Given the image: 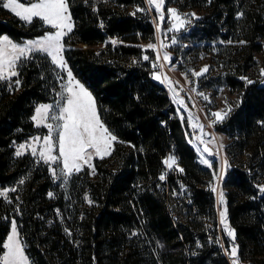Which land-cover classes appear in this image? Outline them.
Instances as JSON below:
<instances>
[{"label":"trees","instance_id":"16d2710c","mask_svg":"<svg viewBox=\"0 0 264 264\" xmlns=\"http://www.w3.org/2000/svg\"><path fill=\"white\" fill-rule=\"evenodd\" d=\"M167 2L201 13L183 42L222 50L224 69L205 84L238 96L217 127L229 157L222 193L239 259L264 264V0ZM68 5L73 30L63 39L64 59L117 141L94 161V173L84 166L62 187L43 162L16 155L39 131L36 107L58 97V68L32 54L16 78L0 81V191H7V199L0 196V245L15 220L30 264H230L215 193L205 188L216 163L200 165L186 120L154 78L157 57L147 45L155 44V28L145 0ZM47 30L37 18L27 23L0 7V37L21 43ZM170 156L171 168L164 163Z\"/></svg>","mask_w":264,"mask_h":264},{"label":"snow or ice","instance_id":"6c2138e0","mask_svg":"<svg viewBox=\"0 0 264 264\" xmlns=\"http://www.w3.org/2000/svg\"><path fill=\"white\" fill-rule=\"evenodd\" d=\"M85 2L87 3V0ZM163 3L164 0H148L149 6L154 5L156 11L160 12L159 19L161 21L164 20L161 12ZM0 7L9 9L16 17L27 23H32L34 18H38L43 24L55 30L46 32L44 36L27 41L23 45L13 43L7 36L0 37V81L11 80L12 77L18 76L15 70L17 61L35 52L46 53L47 56L51 57L52 64L67 70L66 61L62 55L64 51L63 38L73 30L68 0H29L27 6L20 3L19 0H7V2L0 0ZM137 11H145V9L138 8ZM168 12L181 26L184 24V18L180 17L175 9H168ZM173 29L179 30L175 24ZM157 30H159V27ZM175 42L173 39L172 43ZM112 43H116V41H112ZM239 43L243 44L245 41H239ZM161 47H165V45L162 43ZM147 48L155 49L156 45L149 44ZM143 59L148 60L149 57L145 55ZM159 59V55H157V62L153 63V68L163 67V65H158ZM163 59L170 62L167 54L164 55ZM208 68L209 66L205 65L199 72L192 70L191 74L200 77L208 71ZM261 75H264V69H261ZM67 77V83L62 84V90L57 93L60 100L54 105H40L36 108L35 115L32 117L38 126L43 124L48 129V134L42 138L38 159L46 164H55L60 168V177L65 182L74 172H81L85 165L92 167L91 161L94 156L103 159L106 155H110L113 142L117 140V137L109 131L100 119L92 94L82 84L75 81L71 70H67ZM154 78L160 79L155 74ZM185 78H187V74H185ZM241 79L247 80L246 77ZM14 83L19 87V80L14 81ZM247 83H252V81L247 80ZM200 95L203 94L200 93ZM204 99L208 98L205 96ZM212 115L217 119H221L220 112L212 113ZM49 119L52 123H46ZM53 133H55V136H53ZM40 142L41 137L33 138L34 144ZM28 147L31 148V154L36 156L37 148L32 145ZM24 148L25 145H20L16 155L21 156ZM54 149H58L55 155L53 154ZM204 151H208L207 147ZM164 163L171 168L175 160L170 156ZM204 163L208 164V161H204ZM224 163L227 165V161ZM208 166L211 167L212 165L208 164ZM180 171H183V169H180ZM52 175L54 177L57 175L55 168H52ZM160 179L164 180L165 177L161 175ZM23 182V180L20 181V183ZM258 189L260 192H264V185L258 186ZM212 190L215 191L214 188ZM12 191H15V189H12ZM48 195L52 197L53 193L50 192ZM0 196L7 199V191H0ZM88 202L92 203L90 200ZM220 203H224L223 193L220 194ZM220 216L221 223L225 224L227 230L226 210L222 211ZM11 225V233L7 236L6 242L0 245L6 250L0 255V264H29L28 257L25 255L23 245L19 240L15 220L11 222ZM227 234L233 237L234 240L233 231L229 230ZM133 235L136 234L133 233ZM229 255L236 258L233 264H238L237 246L235 244L232 245Z\"/></svg>","mask_w":264,"mask_h":264},{"label":"rangeland","instance_id":"374dc122","mask_svg":"<svg viewBox=\"0 0 264 264\" xmlns=\"http://www.w3.org/2000/svg\"><path fill=\"white\" fill-rule=\"evenodd\" d=\"M4 2H7V0H4ZM19 2L24 3L27 6V4L29 3V0H24V1L19 0ZM145 2H146L147 9L152 14V19L154 23L155 45H156V48L154 50L156 53V57L157 55H159V58H160L158 61V65H163V67H159V66L156 67L155 75L160 77L159 81L162 82L164 87L165 86L168 87L170 99L176 108V112L178 116L181 119H184L186 121L193 120L196 122H206L207 121V122H210V124L213 126L218 143H215V142L210 143L207 146V149H208L207 152L204 151L206 147L202 150V158L200 159V165L207 167L208 164L213 165L214 163H216V167L214 171V174H215L214 178L218 176L220 173L222 174V176H224L226 169H228L229 167V157L226 154L225 149H224V145H226L227 143V138L225 137V135H223L217 130V127L227 117V115L231 112V110L235 107L238 101V96L237 94L232 93L231 91H229L228 88L223 87V86H217V87H212V88H207L205 86L208 80H211L214 76H216L219 72H221L224 69V64L222 63L221 58H220V53L222 52V50L219 49L217 46H215L213 43L193 44L189 42L185 43L182 41L184 34L187 33L188 31V27L194 22V20H196L197 18L201 16L200 12L196 10L180 11L177 9L176 6L167 2V0H164V3L161 8V12L163 13L164 20L161 21L159 19L160 12L156 11L155 6L152 5L150 7L148 4V0H145ZM168 9H175L178 15L184 18L185 22L182 26L175 20L174 17L171 16V14L168 12ZM193 13L195 15H192ZM174 24L179 29L178 31L173 29ZM43 25L48 28L46 32L55 31L54 29H51L50 26L46 24H43ZM158 27H159V30H157ZM46 32L41 36L31 38V39L30 38L26 39L24 42H21V43L13 41L7 35H3V36H7L13 43L23 45L27 41L36 40L44 36ZM173 39L176 41L174 44L172 43ZM162 43L163 45H165V47H161ZM37 53L44 54L47 56L46 53L35 52V53L29 54L26 57H22L20 61H17L16 67H15L16 72L18 73V69L20 68L21 64L27 58L32 56V54H37ZM165 54L169 56L170 62L165 61L163 59ZM47 57L51 61V57L49 56ZM205 65L209 66V68H208V71L204 73V75L200 77H195L191 74L192 70L199 72L202 68H204ZM56 68H58L60 74L62 75V83H61V86H62V84L67 83V79H68L67 70H70V69L68 65H67V70L61 69L57 66ZM185 74H187V78H185ZM72 76L74 77L75 81H78L91 93V91L87 88V86L81 83L73 75V73H72ZM16 77L17 76L12 77L11 79L16 78ZM165 77H167V79H165ZM61 90L62 89L60 87V91ZM200 93H202L203 95H200ZM205 96L208 99H204ZM58 100H60L59 96L52 103H42V104L54 105ZM42 104H39L37 107H39ZM215 112L221 113V119H217L215 116L212 115V113H215ZM34 115H35V112H34ZM33 122L39 130L38 133L29 137L22 143L18 144L16 146V151L20 147V145H25V148L22 150L23 152L22 155L24 154L32 155L31 148L28 147L29 145H32L33 147H36L38 150L37 155L36 156L32 155V156L36 158L37 160H39L38 155H39V149L42 144V138L43 136L48 134V129L44 127L43 124H40L38 126L36 121L33 120ZM46 123H52V121L49 119L48 121H46ZM53 136H55V133H53ZM35 137H41V142L39 144L33 143V138ZM116 141L113 142L112 150L114 148V144ZM112 150H111V153H112ZM57 152H58V149H54L53 154L55 155L57 154ZM107 156L109 155H106L105 157ZM96 159L99 160L100 158L95 157V156L93 157L91 161L92 167H89L92 170L94 168V161ZM204 161H208V164L204 163ZM225 161H227V165H225L224 163ZM44 164L47 165L51 174H52V168L56 169L57 175L55 179L58 181L59 185H61L62 187L66 186L69 179L72 177L73 174H75L74 172L71 175V177H69L68 180L65 182L63 178L60 177V168H58L55 164H51V165L46 164V163ZM221 193H222V190L219 191L218 195L215 194L216 205L218 208V229H219L218 236L220 238L223 251L228 257L230 264H233V261L236 258L230 256L229 252L231 251L232 245L235 244L237 246V244L235 242V238L233 240V237L227 234V231L229 230L233 231V230L228 222L227 205H226L225 199H224L223 204L220 203ZM225 210H226L225 220L227 224V230L225 229V224L221 223V216H220V213ZM16 228H17V232L19 233L17 225H16ZM10 233H11V227H10L9 234ZM19 240L21 241L20 235H19ZM225 243L228 245V247L227 246L225 247ZM23 248H24V245H23ZM4 251L6 250L4 249ZM24 253H25V249H24ZM237 257H238V247H237ZM238 264H249V263L246 261H241L238 257Z\"/></svg>","mask_w":264,"mask_h":264},{"label":"built area","instance_id":"2783aa9c","mask_svg":"<svg viewBox=\"0 0 264 264\" xmlns=\"http://www.w3.org/2000/svg\"><path fill=\"white\" fill-rule=\"evenodd\" d=\"M164 88L169 95L168 87L165 86ZM186 126L190 133L192 146L196 152L198 161L200 162V159L202 158V150L205 147H207L210 143H213V142L218 143L214 128L210 124V122H207V121L206 122H196V121L190 120V121H186ZM171 148L175 149L176 146L172 144ZM222 186H223V176L220 173L211 182H209L205 186V188L208 190H212L214 188L215 189L214 193L218 195L219 191L222 190Z\"/></svg>","mask_w":264,"mask_h":264}]
</instances>
